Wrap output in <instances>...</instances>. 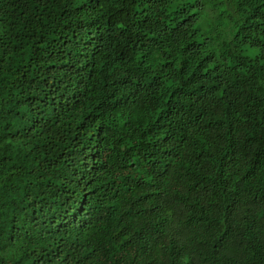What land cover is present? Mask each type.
<instances>
[{
	"label": "trees",
	"instance_id": "16d2710c",
	"mask_svg": "<svg viewBox=\"0 0 264 264\" xmlns=\"http://www.w3.org/2000/svg\"><path fill=\"white\" fill-rule=\"evenodd\" d=\"M0 264H264V0H0Z\"/></svg>",
	"mask_w": 264,
	"mask_h": 264
},
{
	"label": "clouds",
	"instance_id": "9594fccd",
	"mask_svg": "<svg viewBox=\"0 0 264 264\" xmlns=\"http://www.w3.org/2000/svg\"><path fill=\"white\" fill-rule=\"evenodd\" d=\"M171 24H167V25H165V30L163 31V32H166L168 29H169V26H170Z\"/></svg>",
	"mask_w": 264,
	"mask_h": 264
}]
</instances>
